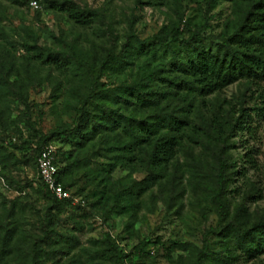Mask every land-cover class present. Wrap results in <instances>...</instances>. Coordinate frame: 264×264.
<instances>
[{
    "label": "trees",
    "instance_id": "16d2710c",
    "mask_svg": "<svg viewBox=\"0 0 264 264\" xmlns=\"http://www.w3.org/2000/svg\"><path fill=\"white\" fill-rule=\"evenodd\" d=\"M7 1L29 7L37 17L45 9L63 14L78 28L92 27L95 22H102L103 17L97 9L81 8L74 0H36L40 6L37 9L29 6L31 0ZM183 1L172 0L168 21L156 33L143 39L134 31V17L129 18L125 41L118 50L115 46L104 47L100 52L84 48L52 32L48 35L54 44L46 45L30 30L29 39L22 44L25 62L58 71L65 78L71 100H66L62 109L64 114H71V122L58 127L50 136L32 137L25 147L32 154L24 162L31 164L41 185L40 189L34 188L44 202L40 207V211L44 210V223L37 233L25 239L24 244L20 243L21 234L16 230L18 224L10 228L0 225V264H119L117 246L109 234L90 240L91 248L84 249L81 257L70 258L77 243L71 235L59 233L54 225L66 208L80 205H74L72 197L56 198L41 181L37 156L44 145L55 143L59 137L73 143L67 153L57 150L55 158L57 181L69 191L75 185L74 172L91 165L87 148L99 140L102 149L97 152L98 155L100 151L105 152L106 161L98 167L100 174L96 176L100 177L96 184L110 186L105 198L111 200L112 211L128 215L130 226L140 197L169 176L170 165L183 140H195L200 136L208 146L219 151L211 173H194L217 218L215 224L203 232L200 247L190 248L195 252L193 264L248 261L264 264V214L254 215L246 206L256 189L251 184L250 191L243 193L230 210V199L238 191L229 185L235 176L245 174V166L238 169L236 161L228 155L223 156L234 147L230 138L235 132L252 131L251 114L240 107L232 125L226 127L232 130L230 134H226L216 118L201 126L191 125L187 119L197 96L221 91L240 78L256 86L264 80V0H227L233 2V12L214 36L218 41L213 45H205L203 41L212 18L207 14L217 0H205V18L195 28L185 19L180 7ZM106 30L110 32L109 27ZM105 32L103 30L102 34ZM126 74L133 76L127 80ZM8 89V81L1 79L0 92L5 94ZM18 95L23 96L20 85ZM174 100L182 105H169ZM53 109L56 111L57 107ZM148 109L153 113L138 116ZM253 110L264 116V106ZM244 157L243 164L253 163L250 153ZM12 158V153L0 141V165L5 166ZM116 168L130 174L144 172L145 176L117 186L110 182ZM84 176L91 181L97 180L95 175L90 177L85 173ZM28 186L19 183L17 188L25 195ZM152 242L159 243L158 240ZM146 245L140 241L136 252L124 257L131 262L134 257L149 256ZM187 246L185 242L174 240L168 243L166 251L169 255L175 248L186 249Z\"/></svg>",
    "mask_w": 264,
    "mask_h": 264
},
{
    "label": "rangeland",
    "instance_id": "374dc122",
    "mask_svg": "<svg viewBox=\"0 0 264 264\" xmlns=\"http://www.w3.org/2000/svg\"><path fill=\"white\" fill-rule=\"evenodd\" d=\"M74 1L81 8L97 9L103 16L102 22H95L89 28H78L63 14L45 9L37 17L25 5L0 0V78L8 81L9 88L5 94L0 92V141L13 155L10 161L5 162V166L0 165V225L10 228V225L18 224L16 230L21 234L22 244L25 239L37 233L44 223V210L40 211L44 202L36 190L41 185L31 164L24 162L32 154L25 147L31 143L32 137L38 139L50 136L58 127L71 122V114H64L62 109V104L71 100L65 78L58 71L25 62L26 53L22 44L29 39L30 30L39 36L40 43L46 45L54 44L48 35L52 32L66 41L74 40L84 48H94L100 52L104 47L115 46L118 50L125 41L129 18L134 17V31L143 39L156 33L168 21L172 10V0H162L160 3V0ZM205 6V0L182 2L180 7L189 26L195 28L203 23ZM233 8L231 1L217 0L214 3L207 14L212 15V18L209 21L210 28L204 34L205 45H213L218 41L214 36L222 30ZM108 27L110 32L106 30ZM103 30L106 31L104 35ZM128 74L127 80H130L133 75ZM19 85L22 97L18 95ZM169 105L181 106L182 103L174 100ZM53 106L57 107L56 111ZM262 106L264 80L256 86L246 78H240L221 91L197 96L194 109L187 114L191 125L201 126L211 118H216L224 129L232 125L240 107H245L246 112L251 114L252 131L235 132V136L230 138L234 147L223 156L228 155L232 161H236L238 169L245 166V174L235 176V180L229 185L230 188L236 187L238 191L230 199V210L241 200L243 193L250 191L252 184L256 191L254 197L246 201V206L254 215L264 214V116L253 110ZM152 113L153 110L148 109L138 116ZM180 115L184 113L180 112ZM230 131L232 130L227 128L226 134H230ZM94 143L93 147L86 150L91 165L74 172L72 176L75 185L69 188L73 204L80 206L66 208L54 225L59 233L71 235L75 244L77 243L70 258L81 257L86 251L84 249L88 250L90 247V240L109 234L117 246L119 264H193L195 252L190 248L200 247L203 232L213 226L217 218L194 173H211L215 155L219 151L212 145L208 146L202 136L195 140L184 139L170 165L169 176L140 197L135 218L132 225L128 226L131 220L128 215L112 211L111 200L105 198L110 186H104L101 182L96 184L100 177L96 175L100 174V164L106 161V153L100 151L98 155L97 151L102 149L101 144L99 140ZM54 144L57 150L64 153L71 151L73 147L72 142L60 137ZM246 153H250L253 163L243 164ZM85 173L90 177L95 175L97 180L91 181V178L84 176ZM144 176V172L130 174L116 168L111 174L110 182L119 186L140 180ZM29 179L32 181L28 182ZM19 183L29 185L25 195L17 188ZM31 208L34 210L31 211ZM11 210L13 212L10 213ZM156 240L159 243L152 242ZM174 240L185 242L188 246L186 249L175 248L168 255L166 247ZM140 241L147 243L145 249L149 251V256L134 257L130 262L127 257L136 252ZM242 264L260 263L248 261Z\"/></svg>",
    "mask_w": 264,
    "mask_h": 264
},
{
    "label": "built area",
    "instance_id": "2783aa9c",
    "mask_svg": "<svg viewBox=\"0 0 264 264\" xmlns=\"http://www.w3.org/2000/svg\"><path fill=\"white\" fill-rule=\"evenodd\" d=\"M29 6L33 9L39 8L36 0H31ZM57 147L54 143L44 145L37 156V172L47 189L58 199H67L71 195L57 181V166L55 158Z\"/></svg>",
    "mask_w": 264,
    "mask_h": 264
}]
</instances>
